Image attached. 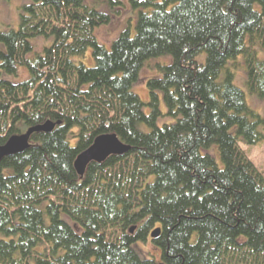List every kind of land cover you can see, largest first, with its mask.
Returning a JSON list of instances; mask_svg holds the SVG:
<instances>
[{
  "label": "trees",
  "instance_id": "obj_1",
  "mask_svg": "<svg viewBox=\"0 0 264 264\" xmlns=\"http://www.w3.org/2000/svg\"><path fill=\"white\" fill-rule=\"evenodd\" d=\"M97 1L104 10L27 0L18 28L0 32V145L60 122L0 161V264H264V173L240 146L264 143V118L227 66L243 57L249 92L264 98V0H129L135 32L128 23L109 49L95 29L124 4ZM38 36L53 39L41 53ZM88 48L92 67L74 61ZM165 55L147 81L146 114L131 87L146 60ZM20 66L24 80L3 77ZM164 115L175 120L158 126ZM109 133L129 151L80 177L75 158Z\"/></svg>",
  "mask_w": 264,
  "mask_h": 264
},
{
  "label": "rangeland",
  "instance_id": "obj_2",
  "mask_svg": "<svg viewBox=\"0 0 264 264\" xmlns=\"http://www.w3.org/2000/svg\"><path fill=\"white\" fill-rule=\"evenodd\" d=\"M91 6H95L98 9L104 10L102 7L107 6L104 2L97 0H90ZM123 7L119 15L114 16L109 24L99 26L95 29V35L100 44H103L107 49L111 47V43L115 40L118 35L126 28L128 23L131 24V32H135V23L138 15V10L134 9L129 0H122ZM27 3V0H0V32L7 31L9 29H17L19 25V15L20 8L23 4ZM52 37L45 38L43 36H38L31 39V44L33 47V52L41 53L44 47L49 46L52 43ZM0 48L3 50L2 43L0 42ZM1 50V49H0ZM259 57L264 60V51H259ZM198 62H204L205 54H199L196 57ZM74 61L76 63H83L87 67H92L95 65L94 58L92 56V49L88 48L83 56L75 57ZM171 61L170 56H160L156 58H150L144 62L142 69H140L139 77L136 82L132 84L131 90L133 93L137 94L139 98L144 102L143 110L146 114L150 112V106L147 104L149 101V94L147 88V81L151 78L160 76L161 70H159L158 65L169 64ZM227 66L233 72V84L241 88L246 97L248 105L260 114L264 118V98L257 97L256 95L249 92L246 85V68L243 57H238L236 60L230 61ZM224 73L222 72L218 80H222ZM6 79L13 82H19L27 77V70L25 67L20 66L16 75H4ZM160 102L159 107L162 112H166V106L162 99V94L159 93ZM175 118L164 115L158 117L156 124L161 126L165 123H171ZM140 129L144 132L149 131L150 127L145 124L139 125ZM70 143L73 145L75 139H70ZM242 149L246 151L248 157L256 165V167L264 173V143H258L256 145H245L240 142ZM211 154H213L218 162L219 158L215 146L210 149ZM143 244H138V249L143 253V256H155V259H159L160 250L153 246L150 242H142ZM29 264H36L34 258H31Z\"/></svg>",
  "mask_w": 264,
  "mask_h": 264
},
{
  "label": "water",
  "instance_id": "obj_3",
  "mask_svg": "<svg viewBox=\"0 0 264 264\" xmlns=\"http://www.w3.org/2000/svg\"><path fill=\"white\" fill-rule=\"evenodd\" d=\"M56 124L52 121H45L44 123L30 127L27 131L21 134L13 135L7 141L0 145V161L8 156L22 153L29 146V140L32 133L35 132H50ZM130 147L119 140L116 134H101L97 136L92 144L79 153L74 161V169L76 173L82 177L85 173L86 167L91 162L101 163L110 156H122L129 151ZM134 227L130 228V233H133ZM160 234V228H155L151 231L150 237L155 239ZM164 264V263H158Z\"/></svg>",
  "mask_w": 264,
  "mask_h": 264
},
{
  "label": "bare ground",
  "instance_id": "obj_4",
  "mask_svg": "<svg viewBox=\"0 0 264 264\" xmlns=\"http://www.w3.org/2000/svg\"><path fill=\"white\" fill-rule=\"evenodd\" d=\"M152 239V238H151Z\"/></svg>",
  "mask_w": 264,
  "mask_h": 264
}]
</instances>
